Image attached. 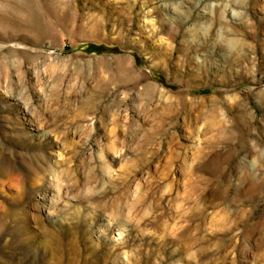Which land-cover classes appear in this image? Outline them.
<instances>
[{
    "label": "rangeland",
    "instance_id": "1",
    "mask_svg": "<svg viewBox=\"0 0 264 264\" xmlns=\"http://www.w3.org/2000/svg\"><path fill=\"white\" fill-rule=\"evenodd\" d=\"M0 264H264V0H0Z\"/></svg>",
    "mask_w": 264,
    "mask_h": 264
}]
</instances>
